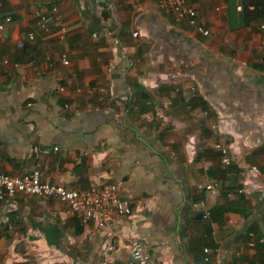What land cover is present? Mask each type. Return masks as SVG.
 Segmentation results:
<instances>
[{"label":"crops","instance_id":"1","mask_svg":"<svg viewBox=\"0 0 264 264\" xmlns=\"http://www.w3.org/2000/svg\"><path fill=\"white\" fill-rule=\"evenodd\" d=\"M191 1L211 35L157 0H1L0 171L119 182L133 211L111 224L114 264L133 237L155 264H264L260 21L244 0ZM68 207L0 201V264H100L107 230Z\"/></svg>","mask_w":264,"mask_h":264},{"label":"built area","instance_id":"2","mask_svg":"<svg viewBox=\"0 0 264 264\" xmlns=\"http://www.w3.org/2000/svg\"><path fill=\"white\" fill-rule=\"evenodd\" d=\"M198 2L202 0H197ZM157 5L167 12H172L178 20H187L195 29L204 35H211V29L205 25L198 17L196 5L191 0H157ZM1 4V0H0ZM252 8L253 5H250ZM217 9H220L217 6ZM37 24L41 29H47L50 24V16L42 11H38ZM3 25H0V34ZM137 34V32H135ZM261 47L264 53V19L260 23ZM35 32L31 33V37ZM65 63H70L68 54H63ZM226 153V148L221 144H216ZM224 160L229 162V158ZM199 188H213L212 184H199ZM20 194L41 195L45 197H58L65 201L78 218L83 222L94 221L99 227L107 230L109 242L105 247V257L100 264H114L108 254L114 249L116 231L111 226L118 215L132 214L130 200L123 196L120 191L119 182H109L102 185H94L85 191L68 188L62 184L52 183L42 178L40 169L23 175H10L0 171V201L10 200L16 202ZM4 225L0 217V228ZM1 248V245H0ZM208 250V249H207ZM131 261L133 264H155L151 260V253L145 242L133 237L130 242Z\"/></svg>","mask_w":264,"mask_h":264},{"label":"trees","instance_id":"3","mask_svg":"<svg viewBox=\"0 0 264 264\" xmlns=\"http://www.w3.org/2000/svg\"><path fill=\"white\" fill-rule=\"evenodd\" d=\"M250 5H253L251 8ZM244 10L248 19L258 20L260 23L264 19V0H244Z\"/></svg>","mask_w":264,"mask_h":264}]
</instances>
